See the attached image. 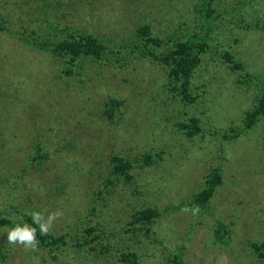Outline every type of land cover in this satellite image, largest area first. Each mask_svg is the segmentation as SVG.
I'll return each instance as SVG.
<instances>
[{"label":"rangeland","instance_id":"374dc122","mask_svg":"<svg viewBox=\"0 0 264 264\" xmlns=\"http://www.w3.org/2000/svg\"><path fill=\"white\" fill-rule=\"evenodd\" d=\"M14 1L0 0V143L9 155L4 166L14 164L8 180L16 195L5 203L1 196L6 192L1 194L0 187V210L17 217L20 211L45 216L60 211L50 231L64 233L78 222L121 231L132 212L156 207L161 216L151 226L153 236L163 238L169 248L180 242L185 247L183 264H259L249 242L264 239V116L247 130L240 122L246 110L255 109L252 100L259 80L253 77L264 80V34L255 32L252 22L249 27L244 23L257 10L264 11V2L214 0L223 22L216 25L213 41L192 72L188 93L196 99L182 100L171 92L175 77L169 76V65L151 52L165 51L185 38L184 23L193 26L194 4L202 0H51L47 7L24 0L18 8ZM79 5L84 7L78 15ZM143 22L161 46L138 38L137 26ZM23 26L28 33L35 30L30 39L35 35L40 40L62 39L65 29L91 32L106 39L112 51L106 50L105 56L112 64L122 59L117 53L121 45L134 40L140 47H132L130 58L137 70L110 68L107 62L88 69L83 61L81 76L59 77L54 73L60 68L58 58L17 37ZM225 49L234 56L231 61L224 58ZM241 62L242 70L228 67ZM110 97L123 100L113 108L112 118L98 114ZM157 104L161 109L156 114ZM178 121L189 125L191 138ZM194 126L202 129L195 131ZM38 145L47 155L40 166L28 155ZM19 146L23 161L18 167L20 157L11 152ZM146 152L150 163L144 162ZM113 155H127L136 164L130 183L110 171ZM120 162L115 158L112 165ZM167 166L175 172L166 175ZM215 167L221 171V184L207 208L202 203L189 208L184 202L176 212L166 210L170 202L190 200ZM22 168L26 187L17 189L21 175L16 173L25 174ZM216 220L227 227L226 245L211 241ZM6 228H0L1 252L6 253L0 264H104L105 258L100 261L87 247L75 246V236L68 237L70 247L57 250L53 258L55 252L45 248L25 251L8 244ZM153 236L140 234L142 242L137 243L138 237L125 234L127 244L139 247L145 264H155L154 256L146 255L155 249Z\"/></svg>","mask_w":264,"mask_h":264},{"label":"trees","instance_id":"16d2710c","mask_svg":"<svg viewBox=\"0 0 264 264\" xmlns=\"http://www.w3.org/2000/svg\"><path fill=\"white\" fill-rule=\"evenodd\" d=\"M33 1V5L41 6L45 5L50 6L51 0H31ZM264 2V0H240L239 2ZM81 2V0H79ZM214 0H202L199 3L194 4V10L196 15L191 18V23H194L193 26L187 23L185 24L184 31L185 33L182 34L184 39L177 40L178 42L175 43L173 47H168L165 51L158 52H151V55L154 56L155 59L159 60L161 63L165 62L169 65L168 74L171 77L172 75L175 77L173 85L171 86V92L180 95L183 99L182 100H190L196 99L195 97H190V93H188L190 79L192 77V72L194 73L195 67L198 66L201 62V55L206 52L209 46V42L211 39L213 41L212 32L215 29L218 23H222L223 20L220 18L221 13L217 10V8L213 7ZM24 4V0L14 1V6L16 8L21 7ZM84 5H79L80 10L77 12L79 15L81 10L83 9ZM260 8V7H256ZM46 9V8H45ZM251 21H245V26L252 22L251 27L255 32H262L264 34V11L262 9L257 10L255 16L250 15L249 17ZM8 18L1 17V21L7 22ZM247 24V25H246ZM250 25H248L249 27ZM137 34L138 38H146V40L153 42L156 46H161L160 39L155 37L151 27L148 23H141L137 26ZM27 28V27H26ZM24 26L18 28L17 37L24 41L28 42L31 48L36 50L45 52L55 58L59 59L60 68L58 71H54V73L58 72L59 77H75L81 76V71L84 70V66H80V62H84L85 65L88 66V69H92L95 64L100 66H106V64H102L103 62H107L110 68L121 67L122 69H128L129 67L133 66L132 62L134 58H130L132 52V47L139 49V44L136 43L134 40L131 44L128 42L126 44H122L120 49L117 53L122 54L116 63L112 64L111 61L106 59V50L107 53L111 52L112 49H107V44L104 42L105 38H100L95 36L91 32H82L76 33L71 32L68 29L63 30L64 38H54L46 36L45 40H40L34 35L33 39H30L35 33V30H31L28 33V30ZM194 29L193 31H190ZM0 30L2 28L0 27ZM147 34V35H146ZM148 36V37H147ZM151 36V37H150ZM151 39H150V38ZM108 41H113V38L106 37ZM115 41V40H114ZM146 45V44H145ZM148 45V44H147ZM257 45L254 46V49ZM130 49V50H129ZM131 53V54H130ZM114 54V53H112ZM141 56H147L141 54ZM223 56L226 60L231 61L232 57H234L230 52L226 49L223 53ZM87 57H89L87 59ZM80 64V65H79ZM108 67V66H107ZM232 70H242L244 69L242 62L241 63H234L231 66H228ZM98 68V67H97ZM137 70L136 67L133 66V70ZM96 71L95 69H93ZM96 73V72H95ZM251 74L249 72L245 73ZM242 76L244 74H241ZM104 76V74H103ZM253 77L255 80H259L255 86V93L253 94L254 99L252 100V107L255 106V109L252 111H245L244 115L241 118V126L244 130H247L250 125H253L255 121H258L260 116H264V80L262 76L255 75ZM54 77V76H53ZM245 78H249L244 76ZM251 83V81H250ZM109 91L110 89L107 88ZM113 90V88H112ZM118 91V90H117ZM20 98H22L20 96ZM123 103V100L116 101L115 98H109L108 101L104 100V106L102 112H98L100 115H107L108 118H112L113 108H117ZM160 104L156 105L155 113L157 110L161 109L158 108ZM157 114V113H156ZM192 125L195 123L192 118L188 120ZM178 127L181 129L182 127L187 129L186 137L191 138V132L189 129V125L186 122L178 121ZM195 131H199L202 128L197 127ZM7 130V129H6ZM4 131L7 132V131ZM9 130V129H8ZM215 134V133H214ZM263 143H264V135H263ZM6 150V149H5ZM23 151L21 147H17L15 152H11V156L20 157V160L17 163V166H21L20 161ZM145 154V163L151 162V155L147 152ZM29 160L32 159L33 162L37 161L38 166L42 164V162L47 159V155L43 154L42 148L40 145L36 147L35 151H28ZM122 156H111L110 164L111 168L110 171L117 176H124L126 178L125 183H130L132 181L131 177V169L136 167L135 163H132L128 158ZM9 157L7 153L4 152V143H0V187H3V193L6 194L1 198L5 203L10 204L12 200L15 198L16 188L14 183L9 182L8 177L9 172L14 169V164H7V167L4 166V160ZM32 157V158H30ZM118 161H122L118 163V167L113 166L112 163L114 159ZM149 160V161H148ZM136 162V160H135ZM6 169V171H5ZM132 169V170H133ZM26 169L22 168V171L25 172ZM175 170L171 168V166H167L165 168V173L170 174L171 171ZM13 174V173H10ZM17 177L20 178L18 181H21L17 189H25L26 187V178H24L25 174H20L19 172L16 173ZM135 175V173H134ZM207 178L204 183H202L201 188L192 195L190 200L187 202L184 199H179L178 201L170 202L169 205L166 207V210H173L176 212L180 209L183 205L182 203L185 202V205L189 208L198 207L202 203L201 206L206 207L209 206V200L213 196L214 189L221 184V171L219 168L215 167L212 168L209 175H206ZM134 186L136 188H140V185L136 183L135 176H133ZM112 183V182H111ZM125 185V184H124ZM126 186V185H125ZM114 189V186L111 188ZM111 194V190H110ZM97 195H100V192H97ZM207 208V207H206ZM19 212V216H13L12 213L9 214L7 211L0 210V228L6 227H13L16 224H22L27 222L32 224L31 213H21ZM21 213V214H20ZM161 216V212L157 210L156 207H146L142 209H137L132 212L130 219L125 222V225L121 227V231H108L103 227H98L96 224L90 225L83 224L78 222L73 228L72 231H67L64 233H53L49 232L48 235H40L39 230L37 231V239L39 240L38 247L47 249L50 253L55 252L53 258L57 257V250H63L65 247H70L68 242V237L74 238L75 236V246L78 248H85L87 247L88 253L95 252V255L98 257V260H104V264H145L143 259V255L140 251H137L139 247L129 245L125 241V234H130V236L138 237L140 234L146 237V239L153 236L155 233L151 226L157 221V219ZM215 228H214V238L211 240L214 245L220 244L226 245L227 242V227L221 220H216ZM35 226V225H33ZM75 229V231H74ZM80 234V236H77ZM81 241V242H80ZM137 243L142 242L141 238L136 239ZM154 243L155 249L154 251H148L147 256H154L153 260L155 264H183V250L184 246L178 242L176 247L169 248L166 245V242L161 237L153 236V240L151 241ZM220 246V245H219ZM3 246L0 245V256L5 258L6 253H2ZM157 251V252H156ZM233 251V250H232ZM249 251L253 253L259 264H264V239L261 242L250 241L249 242ZM156 252V254H155ZM155 254V255H154ZM103 264V262H100Z\"/></svg>","mask_w":264,"mask_h":264},{"label":"clouds","instance_id":"9594fccd","mask_svg":"<svg viewBox=\"0 0 264 264\" xmlns=\"http://www.w3.org/2000/svg\"><path fill=\"white\" fill-rule=\"evenodd\" d=\"M194 211H198V209H195ZM61 215L62 212L60 211L49 213L47 216L43 215L39 211L32 212V224L24 222L22 224H16L11 228H6L5 232L7 233V243L10 245H21L25 251H35L39 245L37 231L39 230V233L42 236L48 235L54 226V222Z\"/></svg>","mask_w":264,"mask_h":264}]
</instances>
